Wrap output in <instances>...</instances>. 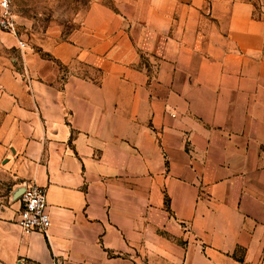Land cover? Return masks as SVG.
I'll use <instances>...</instances> for the list:
<instances>
[{"label": "crops", "instance_id": "1", "mask_svg": "<svg viewBox=\"0 0 264 264\" xmlns=\"http://www.w3.org/2000/svg\"><path fill=\"white\" fill-rule=\"evenodd\" d=\"M0 73V264H264V0H92ZM47 190V234L18 225Z\"/></svg>", "mask_w": 264, "mask_h": 264}, {"label": "rangeland", "instance_id": "2", "mask_svg": "<svg viewBox=\"0 0 264 264\" xmlns=\"http://www.w3.org/2000/svg\"><path fill=\"white\" fill-rule=\"evenodd\" d=\"M92 0H12L18 36L0 29V73L4 65L21 69L24 51H42L44 46L67 40L79 30ZM19 40L26 42L25 49ZM3 113L0 111V123ZM0 163V197L9 193L11 171Z\"/></svg>", "mask_w": 264, "mask_h": 264}, {"label": "built area", "instance_id": "3", "mask_svg": "<svg viewBox=\"0 0 264 264\" xmlns=\"http://www.w3.org/2000/svg\"><path fill=\"white\" fill-rule=\"evenodd\" d=\"M12 0H0V29L18 36V26L12 10ZM23 50L26 42L19 40ZM21 207L18 215V225L26 234L35 232L47 234L51 223L47 190L36 183L27 185L21 195Z\"/></svg>", "mask_w": 264, "mask_h": 264}]
</instances>
